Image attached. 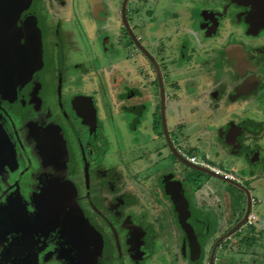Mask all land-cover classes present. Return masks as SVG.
<instances>
[{
  "label": "flooded vegetation",
  "instance_id": "obj_1",
  "mask_svg": "<svg viewBox=\"0 0 264 264\" xmlns=\"http://www.w3.org/2000/svg\"><path fill=\"white\" fill-rule=\"evenodd\" d=\"M115 2H121L119 9L113 4L114 9L108 11L103 0H88L82 20L85 10L78 11L75 4L71 7L68 0H0V264H152L153 256L157 264L169 262L165 254L155 252V233L144 212L131 207L135 198L128 192L130 181L114 164L103 166L106 153L96 149L107 145L106 119L115 123L121 114L127 118L129 131L142 133L147 106L157 101V95L165 106L160 86L164 92L168 76L175 73L179 77L190 73L184 83L190 81L192 93L199 92L192 89L198 75L209 76L211 88L202 100L205 104L220 106L223 101L249 96L259 106L263 104L264 0H146L143 21L130 13L126 0ZM64 8L70 10L67 21L60 14ZM180 11L186 14L181 22ZM193 13L197 17L193 18ZM87 15L97 21L96 39L110 44L114 55L119 52L118 45L107 25L116 23L126 29L124 19L142 51L133 41L126 43L122 34H113L122 37L117 40L121 47H130L142 57V88L134 82L130 86L128 79L118 80L116 73H111L109 84L92 85V93L82 89L84 83L77 85L84 77L103 74L93 69L96 63L91 65L83 52L89 28L84 29L86 37L81 35L80 22L83 27ZM59 20L58 27L51 23ZM153 29L156 34L151 33ZM92 39L89 36L90 42ZM43 40L41 52L37 45ZM80 56L87 60L77 62ZM110 66L119 70L116 64ZM231 80L233 92L229 93ZM97 104L104 107L103 118H99ZM247 121L252 118L227 122L219 133L225 144L230 145L231 138L235 145L242 142L241 130L249 128ZM140 141L144 143V138ZM176 141L169 140L171 154L182 160L185 168L190 167L187 177L196 182L210 175L189 166L187 154L179 150ZM260 145L256 143L254 148ZM216 174L213 178L232 184L225 174ZM164 176L182 183L190 209L186 220L192 228L189 235L178 223V212L160 185ZM236 177L238 185L234 187L244 196L250 188ZM155 182L158 193L173 207L178 232L175 264H219V251H227L233 235L251 227L247 225L251 211L239 224L246 214L242 204L239 219L238 210L228 217V223L237 219L236 224L220 232L219 209L214 208L215 212L197 204L186 177L174 169L161 170ZM228 187H224L227 194Z\"/></svg>",
  "mask_w": 264,
  "mask_h": 264
},
{
  "label": "rangeland",
  "instance_id": "obj_2",
  "mask_svg": "<svg viewBox=\"0 0 264 264\" xmlns=\"http://www.w3.org/2000/svg\"><path fill=\"white\" fill-rule=\"evenodd\" d=\"M103 1L108 11L114 9L113 4L117 9H119V5H121V2L118 3L115 2V0ZM126 1L127 2L125 3L128 4V7H130V13L132 12L133 16L136 19H140L139 21H143V13L141 11H143L146 0ZM159 2H161V0H159ZM68 3L71 7L72 4H75L78 11L85 10L84 13L81 14L83 20L86 11H88V0H68ZM59 8H61V6ZM161 12H159L160 17ZM60 14L63 15V20L65 21H67L66 19L70 18L69 9L67 10L66 8H64L63 12H61ZM179 14L181 18H179L178 21L181 22L184 19L183 16H185L186 14L183 11H180ZM108 16L109 14H107V17ZM189 17L187 18L189 19ZM194 17H197V13H193V18ZM109 19L110 18H107V20ZM86 20L87 22L83 27V22H80V34L85 36L86 33L84 29L87 30L86 27H88L89 36L93 39L92 42H90L89 36H85L86 39L83 40V52L85 53V57L89 58L88 61L92 63L91 65L96 63V66H94L93 69H100L103 74L100 75L101 77L97 75L98 73H95L93 75L94 77H84L82 82H79L78 80L76 81L77 85L80 87L82 83H84V88L82 87V89H84L88 93H92V88H94V86L92 85L95 84L96 86V84H99L103 86L102 83L109 84V77H111V73H116L118 80L120 78H132L133 81L128 80V84H130L131 86V83L134 82L142 88V57L136 55L137 53L130 51V47H121L119 42L122 37L119 38V36H117L118 34H122L123 40H125L126 43L130 44V42L133 41L135 46H138V48L142 51L141 45L136 40V38L131 35L129 26L124 22V19L123 23L126 29L122 28L119 24L116 23L107 25L109 30L112 32L113 42L115 43V45H118L119 52H117L116 55H114L116 51L113 54L111 53L113 52V50L110 44L103 43L102 41H100V39H96L97 36L95 35L96 33H94V31H97L98 26L96 19L87 15ZM119 21H122L121 16H119ZM59 22L62 23L61 20L56 21V23L51 21V23L54 24L55 27H58L60 25L58 24ZM61 27L64 29V26L62 24ZM74 32H76V29H74ZM113 33L117 35H114ZM151 33L156 34L155 29H153ZM117 40H119V42H117ZM46 41L47 40H45V44ZM43 43L44 40L39 41L37 45L41 52L42 48L44 47ZM177 44L180 46L179 41L177 42ZM174 46L176 47V45ZM107 49L108 51H106ZM132 49L133 51L135 50L134 48ZM95 56H97L100 60L98 61V58L96 59ZM86 58L77 57L76 60L77 62L81 61V59L86 61ZM173 58L174 55L169 59L170 63H172ZM108 60L111 61L108 63ZM176 60L178 61L179 58L175 56V61ZM169 62L167 61V63ZM170 63L168 71H171L172 68ZM72 64H75L74 60L72 61ZM104 64L107 65L105 66ZM110 64H116L117 69L119 70L113 71V68H111ZM153 64L157 75L159 74V70L157 69V65L154 62ZM130 72H132V74H130ZM204 73L207 74L205 71ZM154 75L155 73H153V76ZM198 77V80L202 79L201 75H198ZM169 78L170 76H168L167 79ZM175 78V80L169 79L167 82V86L163 90V95L166 98L165 106H163L162 99L161 101H158V95L156 97L158 102L154 100L147 106L148 111L145 112L144 122L141 123V130L143 131L142 133H137V131H129L128 126H126L128 124L127 118H122L120 117L121 114H118L115 121V123L117 124V133L114 134L113 129L114 127H116L115 123H110L109 120L106 119L107 121H105L104 124L107 131V145L105 146L103 144L99 147V150L98 148L96 149L98 152L101 151V153H106V157L102 161L103 166L109 167L113 164L114 166H118L120 172H123V175L121 174V176H125V173L127 172H130L131 175L133 174V180H136L132 185L128 181V192H130V194H132L135 198L131 207L134 208L136 212H138L139 210L144 212V215L147 217L146 221L149 222L153 227V231L155 233L153 239L155 244V252L166 255V258L169 259L170 263L166 262L165 264H175L173 254L175 246H178V232L174 226L175 217L173 207L168 201L162 198L161 194L158 193L157 189L155 188L156 176L161 170H164L165 168L174 169V171L179 176L186 177L187 184H189L191 192L194 194L195 199L200 202L199 205L207 209H213L215 210V212L216 209L214 208L219 209V211L216 212V219H218V224L220 225V232H223L227 227L230 228L234 226L236 223H233L237 221V219H239V214H242V210L240 208H235L240 204V201L237 197H234L232 195L233 197L231 201L230 197L227 194H225V196L223 197L217 184H213V186L211 184L212 182L208 181L209 179H199L196 182L191 181V179L187 177L191 172L190 167L185 168L184 166L186 165L183 163V161H179L178 157L176 160L171 154L172 145L169 143V140L167 138L166 127H168L167 132L169 129L172 137L179 138V144L182 140L187 141V144L192 143V146H184L187 150H189V152L193 147L196 150L200 151L201 146L199 145V140L201 136L199 135L207 134L210 131L211 135L206 136L208 145L207 148L210 151V154L206 153L207 155L205 154V156H208L211 160L223 165L222 167L235 170V172L237 171L238 173L243 175L242 179L246 182V184L248 183L249 188L253 193L252 194L251 191H249L250 195H248V201H250L254 195L257 197L256 200L260 202L259 203L257 201L254 207L258 215V218L254 220L255 223L247 224L248 226H251L249 230L233 235V237L229 240L228 250L225 252H222V250L219 251L218 262L219 264L221 262H223L221 264H264V169H260L261 167L257 166L259 164H257L256 162L254 163L252 159L246 157V154L242 152L236 153L235 150L234 152L232 146H230L234 141L233 138L230 139L229 143L231 144L228 145L225 144L219 134L226 128L227 122L229 120H235L239 122L243 120V118L249 117L254 119L255 121H259V124L263 126V131H261L260 136H258V133H250V135L249 133H247L246 135H244V137L246 136L247 138V144L249 146H255L256 143L264 145V101L261 102V104L263 103L262 106H259L254 97L249 96L247 98H244L243 100L241 99L238 101H223L220 106L210 103L205 104V101L202 102V100L206 99V91L208 88H211L208 75L206 77L207 81L202 80L200 82L199 80L192 86V89L197 90V92L199 91L195 95H192V92L188 88V82L190 81H187V83H182L181 79L183 77H179L178 75H176ZM218 78L219 77H217V79ZM167 79L165 80L167 81ZM179 82H181L182 84L179 85ZM155 83L156 82H154L153 84L155 85ZM89 87H91L90 91L88 90ZM228 92H233L232 84L229 85ZM160 93L162 95V86H160ZM107 94H109V92H107ZM154 97L155 95L150 96L151 99H153ZM184 100H187L188 102ZM98 105L99 104H97V108ZM99 106L100 107L98 109V114L101 116H99V118H103V116L105 115L104 107L102 104ZM163 109L165 111L164 115ZM171 110L173 111L171 112ZM153 111H155V114H153ZM173 112L175 113L172 114ZM143 138L144 143L140 141ZM225 156L227 157V159L224 158ZM210 173L215 175V173L213 172ZM249 173L250 176L254 175L253 178H248V176H246L249 175ZM121 182L122 180H119V184ZM215 182L218 183L219 180H215ZM223 187H225V185H221V188ZM228 189L230 188L228 187ZM244 200H246V197L244 198ZM231 202L233 203L231 204ZM232 210L234 212L238 210V213L236 215L237 219L232 220L228 223V217L231 215ZM261 220L262 223L260 222ZM213 221L214 219L211 222L213 223ZM256 223L261 224L262 227L259 228ZM237 227L238 225L235 226V228ZM153 257L154 258L152 259V264H157V257Z\"/></svg>",
  "mask_w": 264,
  "mask_h": 264
},
{
  "label": "crops",
  "instance_id": "obj_3",
  "mask_svg": "<svg viewBox=\"0 0 264 264\" xmlns=\"http://www.w3.org/2000/svg\"><path fill=\"white\" fill-rule=\"evenodd\" d=\"M176 75H179V73L178 74H176L175 73V76ZM183 75V74H182ZM189 75H190V73H188L187 75H184V76H182L183 78L181 79V82L182 83H184V81L186 80V79H188L189 78ZM171 76V78H169L170 80H175L176 78H175V76H174V74L173 75H170ZM126 79H128V80H130L128 77L126 78ZM200 80V82L203 80V81H207L205 78H202V79H199ZM196 82V81H195ZM231 84L233 83V80H231V82H230ZM203 85H204V82H203ZM201 88H202V86H201ZM192 95H195V94H197V93H191ZM199 98V97H198ZM197 98V99H198ZM196 99V100H197ZM184 101H186V102H188L187 100H184ZM180 104H182V103H180ZM148 111V110H147ZM164 109H163V115H164ZM153 114H155V111H153ZM173 114V113H172ZM152 119H154V118H152ZM236 121L235 120H229L228 121V123H235ZM247 122H249L248 123V126H249V128H244V130L242 129L241 130V133H243L242 134V142H240V144L239 145H235V143H234V141H233V145H235V146H232V145H230V146H232L233 147V151L235 150L236 151V153H244V154H246V157H249V159H252L253 161H254V163L256 162L257 164H259V165H257L258 167H261L260 169H264V145H260L257 149H255L254 148V146H249L248 144H247V138H246V136L244 137V135H246L247 133H249V135H250V133L251 134H259L258 136H260V133H261V131H263V126L261 125V124H259V121H255L254 119H252V121H247ZM167 128L168 127H166V131H167ZM116 131H117V127H116ZM223 131V130H222ZM207 135H211L210 134V131L207 133V134H200L199 136H201V138H200V140H199V145L201 146V149H200V151H198V150H196L194 147L193 148H191V150H190V152H189V150H187L184 146L185 145H187V146H192V143H189V144H187V141H184V140H182L181 141V143L179 144V138L178 137H172L171 138V132H169V129H168V132H167V138H168V140H175L176 141V139H178V144H175V145H178L177 147L179 148V150H183V152H185L187 155H193V156H196L197 158H198V160H204L205 162H207V165H200V164H194V163H192V162H190V161H188V163L190 164L189 166H213V167H217L218 169H221V170H223V171H227L228 173H231V174H235L236 176H238L240 179H241V181H242V177H243V175H241L240 173H238L237 171L235 172V170H231V169H229V168H224V167H222L223 165H221V164H219L218 162H216V161H213V160H211L208 156H205V154L207 153V154H210V151L208 150V145H207V141H206V136ZM231 136V135H230ZM198 137V136H197ZM233 140H234V138H233ZM157 141H158V139H157ZM198 145V144H197ZM193 146H195V145H193ZM240 146H242V147H240ZM159 147H161V146H159ZM202 151V152H201ZM234 151V152H235ZM252 152V153H251ZM200 153V154H199ZM206 154V155H207ZM230 156H232V155H230ZM224 158H226L227 159V157L225 156ZM115 168L117 169V170H119V168H118V166H115ZM203 168H205L206 170V172L208 173V174H210V175H212L210 172H213V173H215V171H213V170H211V168H207V167H203ZM258 170V169H257ZM120 171V170H119ZM133 175V174H132ZM132 175H131V173L129 172V173H126L125 174V176L127 177V179L130 181V183L131 184H133V182L136 180L135 178V180H133V177H132ZM210 175H207L206 174V176H203L204 178L203 179H209L208 181L209 182H212L211 184L213 185V184H217V186L219 187V189H220V192L222 193V195H224V193L225 194H227L226 192H227V190L225 191L224 190V187L223 188H221V185H225V186H227V185H229V187H230V189H228L229 190V194H227L229 197H230V201L232 200V197L234 196V195H236V196H234V197H237L238 199H239V201H240V204H239V206H237V208H240V206H242V204L244 205V208H246L245 209V211H247L248 210V208H249V206H250V210L249 211H251V213H255L256 214V219L258 218V215H257V212H256V210L254 209V207H255V203L258 201V200H256L257 199V197L256 196H254L253 195V198L250 200V201H248V195H249V191H251V193H252V190H247V193H246V191H245V195L244 196H242V195H240V192H238V191H236V189H235V187L234 186H236V185H238V184H236L235 183V181L234 180H231V179H229V178H226V179H228V181H230L232 184H230L229 182L228 183H225V184H223V182L222 181H220L219 180V182L218 183H216L215 182V180H218V179H216V178H213V175H212V178L210 177ZM245 175V174H244ZM214 176H217L216 175V173H215V175ZM246 176H248V178H253V176L251 175L250 176V173H249V175H246ZM245 176V177H246ZM247 178V177H246ZM249 181V180H248ZM224 182H226V181H224ZM248 184V183H247ZM214 186V185H213ZM188 187H189V184H188ZM248 187H249V185H248ZM191 194H193V193H191ZM253 194V193H252ZM194 195V194H193ZM233 195V196H232ZM195 197V196H194ZM246 197V200H244L243 201V203H242V200H243V198H245ZM259 199V198H258ZM194 201H196V203L197 204H200V202L198 201V200H194ZM259 202V201H258ZM233 203V202H232ZM201 206V205H200ZM204 208V207H203ZM207 209V208H206ZM255 223V222H254ZM254 223H252V224H254ZM257 224V223H256ZM258 225V227H262V225L261 224H257Z\"/></svg>",
  "mask_w": 264,
  "mask_h": 264
},
{
  "label": "water",
  "instance_id": "obj_4",
  "mask_svg": "<svg viewBox=\"0 0 264 264\" xmlns=\"http://www.w3.org/2000/svg\"><path fill=\"white\" fill-rule=\"evenodd\" d=\"M163 94V92H162ZM167 134V131H166ZM237 144V143H236ZM198 168H201L203 170H206L205 168L201 166H196ZM168 177L164 176L160 178V185L165 193V196L171 200L172 204L175 207V210L178 212V223L182 228H184L187 232V234H190V230L192 229L187 224V219L190 217V209L188 202L186 201L185 197L183 196V187L182 183L179 180H167ZM250 195V194H249ZM250 206L248 210L246 211L245 216L240 221L239 224H242L250 212Z\"/></svg>",
  "mask_w": 264,
  "mask_h": 264
},
{
  "label": "built area",
  "instance_id": "obj_5",
  "mask_svg": "<svg viewBox=\"0 0 264 264\" xmlns=\"http://www.w3.org/2000/svg\"><path fill=\"white\" fill-rule=\"evenodd\" d=\"M187 160L192 162V163H196V164H200V165H207V162H205L204 160H198V158L196 156L193 155H186ZM201 167H207V168H211L213 171L215 170V173H222L225 174L226 176H228L229 179H237V177L234 174L228 173L227 171H223L221 169H218L217 167H213V166H201ZM256 219V214L252 213L249 215L248 217V222L247 224H252L254 223V220Z\"/></svg>",
  "mask_w": 264,
  "mask_h": 264
}]
</instances>
